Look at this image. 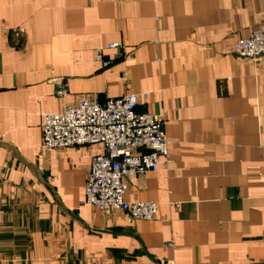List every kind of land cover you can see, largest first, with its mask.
<instances>
[{
	"label": "crops",
	"instance_id": "1",
	"mask_svg": "<svg viewBox=\"0 0 264 264\" xmlns=\"http://www.w3.org/2000/svg\"><path fill=\"white\" fill-rule=\"evenodd\" d=\"M260 23L264 0H0V264H264V56L233 53ZM127 93L171 141L127 183L148 221L85 204L100 146L41 149L45 114Z\"/></svg>",
	"mask_w": 264,
	"mask_h": 264
},
{
	"label": "built area",
	"instance_id": "2",
	"mask_svg": "<svg viewBox=\"0 0 264 264\" xmlns=\"http://www.w3.org/2000/svg\"><path fill=\"white\" fill-rule=\"evenodd\" d=\"M158 1V0H154ZM123 43H108L96 51L102 66L112 62L104 59L106 52L122 50ZM233 53L240 59L255 60L264 56V23L255 27L248 37L238 39ZM127 85L128 75H121ZM55 97L67 95L58 86ZM146 94L127 93L101 104L97 99L78 97L56 113L45 114L41 125L42 150H63L71 146L101 147L91 157L84 185V202L99 211L124 213L130 221L152 220L157 213L153 202L127 201L125 192L131 179L155 172L160 161L169 157L171 141L162 130L161 117L135 111Z\"/></svg>",
	"mask_w": 264,
	"mask_h": 264
}]
</instances>
